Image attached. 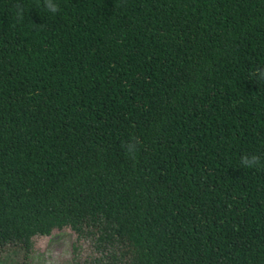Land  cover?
Segmentation results:
<instances>
[{"label": "trees", "instance_id": "trees-1", "mask_svg": "<svg viewBox=\"0 0 264 264\" xmlns=\"http://www.w3.org/2000/svg\"><path fill=\"white\" fill-rule=\"evenodd\" d=\"M55 3L0 0V259L69 227L264 264V0Z\"/></svg>", "mask_w": 264, "mask_h": 264}, {"label": "rangeland", "instance_id": "rangeland-1", "mask_svg": "<svg viewBox=\"0 0 264 264\" xmlns=\"http://www.w3.org/2000/svg\"><path fill=\"white\" fill-rule=\"evenodd\" d=\"M127 250L120 244L101 242L96 234H77L69 227L34 235L26 256L9 254L0 264H121Z\"/></svg>", "mask_w": 264, "mask_h": 264}, {"label": "clouds", "instance_id": "clouds-1", "mask_svg": "<svg viewBox=\"0 0 264 264\" xmlns=\"http://www.w3.org/2000/svg\"><path fill=\"white\" fill-rule=\"evenodd\" d=\"M44 7L53 14L59 11V6L57 3H55V0H44ZM257 73H259V77L257 76ZM253 75L258 79L264 80V69L256 70ZM241 162L245 168H253L257 167L261 161L259 156L252 155L249 157L245 155L241 158Z\"/></svg>", "mask_w": 264, "mask_h": 264}]
</instances>
